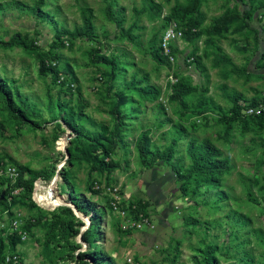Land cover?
Instances as JSON below:
<instances>
[{
  "label": "rangeland",
  "instance_id": "374dc122",
  "mask_svg": "<svg viewBox=\"0 0 264 264\" xmlns=\"http://www.w3.org/2000/svg\"><path fill=\"white\" fill-rule=\"evenodd\" d=\"M35 1L0 0V40H7L14 31H20L34 38L37 45L35 52L0 48V77L5 78L18 96L42 117L39 120L34 114L25 112L26 119L37 122L38 128L29 124L18 128L5 122L0 114V164L4 162L5 166L14 168L20 165L31 171L54 168V174L47 180L40 178L39 183L36 178L33 181V185L38 181L36 194L32 199L31 193L30 199L39 206L44 218L57 213V206L68 205L84 223L80 231L89 226L88 215L83 218L82 213L70 204L68 194L60 193L59 185L64 186L61 171L69 169L70 183L79 197L85 200V207L91 209L94 204L105 209L95 242L114 264H194V257L201 258L199 249L206 244L217 247L215 264H258L264 258V127L249 123V129L242 130L236 120L229 136L224 137V123L220 118L226 120L231 114L234 101L246 107L254 100L261 108L264 107L261 57L264 53V31L250 32L242 21L229 19L226 12L235 6V0H197L193 15L202 17L199 27L203 34L192 43L182 37L171 40L170 45L176 46L178 51L169 55V66H162L151 57V41L156 36L161 44L169 26L161 28L164 16L175 1L189 5L194 0H154L161 5L160 16L154 12L135 14L134 9L145 6L146 0H110L115 2L111 12L113 20L105 16L103 0H44L39 16L20 8L31 7ZM83 7L92 9L93 37L74 38L71 42L65 35L57 39L56 32L62 27L72 29L81 24ZM222 16L229 24L228 30L211 34L214 42L205 46V29L213 27L215 19ZM259 24L264 25V18L252 22L256 28ZM175 29L180 30L178 26ZM122 30L128 31L131 38L121 37ZM60 41L63 46H54ZM97 41L103 43L102 50L106 54L117 56L121 64V78L116 82V88H121L122 80L131 74L138 77L147 74L143 84L154 86L159 95L152 103L140 101L128 107L129 112L126 111L127 116L122 120L126 147L118 149L114 157L118 167L112 172L90 174L89 165L83 160L75 165L68 164L67 147L73 133L58 120L60 132L55 121L49 120L47 101L49 95L52 101L59 98L74 111L81 107L84 117L76 124L87 130L96 131L99 122L108 123L111 127L106 113L109 107L107 97L111 93L106 87L110 81L109 70L91 66L86 59V53L98 46ZM259 43L261 50L258 49ZM157 45L155 42L153 46ZM194 47L207 68V77L201 74L192 60H187ZM217 48L220 60L225 56L235 67H247L250 76L246 79L236 75L230 64L212 65L211 53ZM39 52L47 53L51 64L60 68L57 78L52 73L39 72ZM174 73L189 76L199 89L207 87L205 96L211 97L215 110L205 116L194 114L198 110V92L187 96L183 102L176 99L172 88L177 81ZM63 80L64 84L61 83ZM67 83L73 90L64 94ZM14 104L18 105L17 101ZM245 107L243 112L250 108ZM176 123H181L187 132L175 144L170 160H159L152 168L141 165L135 147L138 136L152 144V149H162L172 137L177 136L174 133ZM58 133L59 137L55 139ZM188 137L198 141L208 138L224 156L231 158L232 169L218 188L228 195L226 200L216 201L218 196L212 191L202 190L201 195L185 188L186 193L183 192L182 182L177 179L172 166L185 168L189 165L185 152ZM24 177L29 175L26 173ZM252 177L258 179L255 186L251 184ZM0 180H3L1 200L7 181L13 183L14 180L3 171H0ZM93 182L100 185L96 193L88 188L89 184L94 185ZM107 182L113 183L116 191L108 189ZM47 190L55 196H62L63 201L57 205H46L39 196ZM109 199L117 201L121 208H110ZM131 200H140L146 205L138 219L129 212ZM27 203V199H15L9 207H0V239L5 240V253L11 254L9 251H12L7 249L6 237L17 233L21 243L15 246L13 253L21 264H75L69 254H57L58 241L51 240L45 226H26L27 221L39 213L38 209H30ZM238 214L249 221L233 224ZM16 221L19 225L14 230L12 226ZM74 243L80 245L74 254L88 248L79 235Z\"/></svg>",
  "mask_w": 264,
  "mask_h": 264
},
{
  "label": "trees",
  "instance_id": "16d2710c",
  "mask_svg": "<svg viewBox=\"0 0 264 264\" xmlns=\"http://www.w3.org/2000/svg\"><path fill=\"white\" fill-rule=\"evenodd\" d=\"M104 2V13L109 20H113L111 14L113 3L110 0H103ZM197 0H194L192 4H183L175 1L172 6L169 7L167 15L164 16V24L161 28L165 29L168 25L174 23L175 26L180 28L182 31V39L189 42L196 41L202 34L203 30L200 29V24L202 22V17L199 14L193 15V12L197 8ZM235 6L231 10L226 12V15L229 19L233 21L239 20L245 24L246 28L250 32L254 31H264V25L259 24L256 28L252 26V22L257 19L260 21L261 18H264V0H235ZM44 4V0H36L31 7H20L18 3L17 6L20 8H25L34 15H40L42 13L41 7ZM150 9V10H149ZM149 10V11H148ZM261 10V12H259ZM135 14L139 15L142 13H151L154 12L156 16L161 14V5L156 3L154 0H146V5L142 6L140 9H134ZM259 12V13H258ZM255 13L259 14L257 17ZM81 24L75 25L72 29H67L62 27L61 30L56 32L57 39H61L62 35L67 36L68 40L71 42V39L87 37L92 38L95 30L93 23V13L90 7H83L81 10ZM227 20L225 17H218L214 21L213 27H207L205 33L207 37L204 40L205 46H209L213 43L211 34L216 31L228 30V25L226 24ZM228 27V28H227ZM259 28V29H258ZM259 31V32H260ZM120 36H126L131 38L128 31L122 30ZM156 36L153 37L151 41V57L153 60L162 66H169V55H175L178 51L177 47L174 45H169V53L163 54V49L161 44L157 42ZM157 43V46H153L154 43ZM98 46L92 47L86 53L87 63L91 66L97 68H106L110 73V81L107 83V92H111L107 99L109 100V107L106 113L110 117L111 127L108 123L99 122L97 123V129L87 130L85 127L76 124L77 120L82 119L83 109L78 107L75 111L72 107L64 104L61 99L57 98L54 101L50 99L48 95L47 109L49 120L55 121V126L60 130V122H62L72 133L73 137L70 139V144L67 147L68 157L67 162L69 165H75L78 161H85L89 165V173H98V172H112V170L118 167V163L114 159L118 149H123L126 147L125 139L122 134V120L126 118L128 107L135 102H147L152 103L156 101V98L159 95L158 90L148 84H143L147 80V74H143L138 77L135 73L131 74L129 78L121 79L123 84L121 88H116V82L121 78L120 69L121 64L117 60V56L108 55L102 50L103 43L97 41ZM63 46V42H57L54 46ZM257 46V45H256ZM0 48L3 49H12L19 48L23 51H37V45L34 38L24 35L20 31H14L7 40H0ZM262 45L259 43L258 49L261 50ZM197 48L188 54V61L193 62L201 74H204L207 77V68L202 62V57L196 53ZM212 65L217 66L219 63H226L227 65L232 66V71L240 77L248 78L250 73L247 70V67H235L232 65L228 57H223L220 60V53L215 49L212 51ZM262 65L264 67V53L261 54ZM38 69L41 74L52 73L55 78L58 77V72L60 68L56 65L51 64V58L48 57L47 53L39 52V62ZM177 77V81L172 85L173 95L176 99L183 102V99L187 96L197 93V106L198 110L194 111L195 115L205 116L207 113H210L215 110L216 106L212 105L211 97L205 96L207 93V87H199L196 84L192 83V79L186 75H179L174 73ZM65 79V77H64ZM63 80L61 83L64 84ZM115 83V84H114ZM65 88V93L67 94L73 90L71 84L67 83ZM115 87V88H114ZM129 93V94H128ZM17 101V104H14ZM183 104V103H182ZM256 101H252L246 107H256ZM245 106L240 105L238 101H234L230 108V115L226 117V120L221 117V121L224 123V137H228L231 129L233 128L234 121L238 120L240 122V129L248 130L249 123H253L259 128L264 127V107L259 109V112L248 114L243 112ZM245 107V108H246ZM25 112L29 114H34L39 120H42L40 114L36 113L32 107L26 104L25 99L18 96L16 89L15 91L9 85L8 81L5 78L0 77V114L4 117L5 122L11 125H16V127L22 126V124H29L33 128H38V123L26 119ZM129 112V111H128ZM217 110V114H219ZM60 120V122H58ZM175 131L177 135L171 138L169 144L164 146L162 149L153 148L152 144H149L144 138L138 136L135 147L137 151V156L139 162L146 168H152L159 160L168 162L174 151L175 144L178 143L187 131L182 124H174ZM264 136V135H263ZM59 137V133L54 136L55 139ZM92 151V154H90ZM185 152L189 158V165L185 168L172 166L177 179L182 182V190L186 191L185 188L191 189L194 194H201L202 190L214 192L218 198L216 201L226 200L227 194L218 189L225 177L230 170L232 169L231 158L224 156L221 149H219L210 139L203 138L200 141L193 137H188L185 147ZM126 161V160H125ZM128 161H126L127 163ZM260 162H263L260 160ZM7 165L2 162V166ZM15 169L18 173V176L13 183L7 181L6 187L4 188V196L0 200V207L7 208L14 202L15 199L20 201H28V207L30 209H38V215L31 217L27 221L26 226L28 228L33 226H45L48 229L49 236L52 241H58L56 246L58 255L66 254L75 264H114V261L106 254V252L95 242L96 237L99 232V223L104 216L105 209L104 207H97L92 204L91 209L85 207V200L80 198L77 192L73 189V184L70 183L71 172L69 169H63L61 171V178L64 186L59 185L61 191L60 193L68 194V200L74 206L73 208L82 213L83 218L88 215L89 226L84 230L80 231V227L84 224L83 221L76 217L72 211L71 206L68 205H59L57 213L53 214L49 218H44L42 211L38 208L34 201L30 199L32 190H33V181L36 178L46 179L51 177L54 174V168L50 170L40 169L31 171L26 167L16 165ZM28 174L29 177L25 178L24 175ZM2 181L0 180V192ZM92 186L89 184L88 188L91 192H98L100 185L97 182H93ZM251 184L253 186L258 184V179L252 177ZM108 189L113 190V183H108ZM97 187V189H95ZM19 188V192L12 195L13 191ZM186 193V192H185ZM183 193V194H185ZM202 195V194H201ZM39 200H42L46 205H57L63 201L62 196H55L52 191L44 192L39 196ZM57 200L58 202L54 203ZM108 205L110 208H113L112 200L109 199ZM117 202V201H115ZM112 206H110V204ZM117 207L121 208L118 203ZM145 203L138 200H131L128 204L129 212L133 218L138 219L142 213L145 211ZM86 215V216H85ZM193 222L192 219L189 220ZM249 219L244 217V215L238 214L234 219L233 224L243 222L246 224ZM88 244V248L84 251H78L74 254V251L79 248L78 243H74V239L77 236ZM8 240L7 249H12L9 251L11 254L15 252L13 249L19 243H21L20 237L17 233H13L9 237H6ZM51 241V242H52ZM5 240L0 239V264H5L4 258L6 255V250H4ZM217 247L210 244H206L202 249H199L201 252V258L197 259L194 257V264H215L216 258L215 253ZM21 264V263H20ZM46 264V263H41ZM264 264V258L258 263Z\"/></svg>",
  "mask_w": 264,
  "mask_h": 264
},
{
  "label": "built area",
  "instance_id": "2783aa9c",
  "mask_svg": "<svg viewBox=\"0 0 264 264\" xmlns=\"http://www.w3.org/2000/svg\"><path fill=\"white\" fill-rule=\"evenodd\" d=\"M182 35V31L181 30H176L175 29V24L172 23L168 26V28L166 29V31L164 32V35L162 37V41H161V47L164 51L165 54L169 53V45H170V41L174 40V39H178L180 38ZM259 109H261L260 105H257L256 107H250L249 109H247L246 113L248 114H252V113H258ZM0 171H3L7 174V176L13 180H15V178L18 176V173L16 171V169L14 167L11 166H2L0 168ZM39 183H41V179L38 178ZM38 181L34 182V188H33V192H32V199L34 198V194H36V184ZM19 188H16L12 193L16 194L19 192ZM113 191H116V189L114 188ZM113 205V209H117V203L115 201L111 202ZM121 212V211H120ZM18 223L17 221L13 223L12 228L14 230H16L18 228ZM4 262L5 264H20L18 256L16 254H6L5 258H4Z\"/></svg>",
  "mask_w": 264,
  "mask_h": 264
},
{
  "label": "clouds",
  "instance_id": "9594fccd",
  "mask_svg": "<svg viewBox=\"0 0 264 264\" xmlns=\"http://www.w3.org/2000/svg\"><path fill=\"white\" fill-rule=\"evenodd\" d=\"M61 194H64V193H61ZM70 202V201H69ZM70 204H71V202H70ZM72 205V204H71ZM72 207H74L73 205H72ZM88 223H90V221L88 222Z\"/></svg>",
  "mask_w": 264,
  "mask_h": 264
},
{
  "label": "water",
  "instance_id": "95a60500",
  "mask_svg": "<svg viewBox=\"0 0 264 264\" xmlns=\"http://www.w3.org/2000/svg\"><path fill=\"white\" fill-rule=\"evenodd\" d=\"M68 154V153H67ZM88 225H89V223H88Z\"/></svg>",
  "mask_w": 264,
  "mask_h": 264
},
{
  "label": "bare ground",
  "instance_id": "6f19581e",
  "mask_svg": "<svg viewBox=\"0 0 264 264\" xmlns=\"http://www.w3.org/2000/svg\"><path fill=\"white\" fill-rule=\"evenodd\" d=\"M86 216V215H85ZM87 217V216H86Z\"/></svg>",
  "mask_w": 264,
  "mask_h": 264
}]
</instances>
